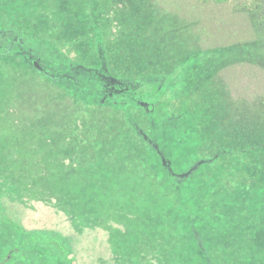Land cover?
I'll return each mask as SVG.
<instances>
[{"label": "trees", "instance_id": "obj_1", "mask_svg": "<svg viewBox=\"0 0 264 264\" xmlns=\"http://www.w3.org/2000/svg\"><path fill=\"white\" fill-rule=\"evenodd\" d=\"M92 2L96 0H86L88 10L93 7ZM108 2L105 0L99 3L105 7ZM156 2L166 5L187 24L182 39L187 41L185 47L189 51L194 52L200 48L201 52L198 56L200 59L217 55L227 57L220 72L208 77L199 88L184 90L183 96L178 98L179 102H184V106L193 100L196 104L202 100L203 105L209 103L228 105L230 114L220 118L221 122L218 124L219 128L223 126L225 139L217 138L220 134L216 133L215 117H209L204 125L201 124L204 117L198 124L192 125L197 127L198 150L203 144H207L208 148L217 149L218 152L210 160H200L203 157L193 158L184 174L188 173L189 177L194 178L199 184V175L204 177L201 172L205 170L207 172L212 169L214 174L216 169L217 173L236 174L240 180L246 182L245 188L250 192L251 199L248 204L254 207L250 214H257L259 217L255 216L257 220L255 223L264 226V160L259 158V156L264 157V0H170V2L156 0ZM60 3L63 9L53 11L54 19L46 30L36 29L33 21L25 22L23 12H11L0 8V176L6 175L11 179L9 182L4 181L8 185L6 190L11 191L27 185L37 191L34 200L44 196L45 191L47 198L58 200L66 195L69 189L84 183L90 184L89 177L94 176L96 160L107 164L104 161L105 156L92 155L96 149L92 138L94 127L86 125L84 136H75V132L83 131L78 127L83 109L79 99H75L71 92L74 89L84 88V80H81L83 75H88L89 78L95 75L103 102H111L110 110L100 116V120L107 116L118 118L121 108H117V105L127 106V114L131 119L128 127L132 126L140 140L149 145L151 150L157 151L162 157L164 167L170 169L172 161L164 154L163 148L153 142V137L145 130L143 122L137 120L133 107L142 101L145 94L153 93L159 101L163 90L167 95L171 88L180 85L182 81L180 75L186 70V64L169 70L170 72L168 71L161 82L158 81L162 78L157 77L160 75L157 70H154L157 76L151 78L111 75L105 70L106 65L104 68L96 67L88 60H82V48L78 44L88 36L84 32L77 31V28L79 30L81 28L76 26L79 15L77 6L69 4L66 8L65 0H60ZM20 4L21 2L18 1V6ZM37 15L41 14L37 13ZM106 37L107 34L96 29L95 40L92 38L91 42L96 44L97 49L100 42L107 41ZM49 50H52V54ZM54 58H64L65 63L57 67L53 64ZM231 70L234 75L225 77L232 72ZM214 78L218 79L217 83ZM174 89L176 88L170 90L171 97L162 100L161 104L173 103ZM216 89H221L223 93L215 95L208 93ZM190 109L184 108L183 111L188 112ZM143 110L151 118L156 114L154 104L151 102H147ZM208 126L209 128H205ZM205 136H209L206 141ZM230 138L237 143L229 144L226 139ZM64 151L69 155L62 156ZM222 159H228L227 163L230 167L220 168ZM248 161L254 166L251 172L242 168ZM202 166L204 169L200 170ZM177 175L179 174L169 170L165 178L160 180L173 185ZM182 177L184 178V175ZM160 180L157 176L152 178L149 192L153 194L155 191L154 197L146 201L153 204L157 200L169 206V202L159 198V195L164 194L163 191L153 188V184L159 183ZM81 187H83L80 188L81 192L84 193H87V187L93 188L90 185ZM141 192L142 187L133 191V195ZM103 193L104 197H100L97 202L94 200V195L90 204L92 206L86 208L84 214H101L103 210L112 214L107 220L104 217L107 214H102L100 218L105 220L98 227L110 233L109 243L113 253L127 257L128 264H147L146 256H141L139 253L144 245L155 253L167 252L160 246L161 241L166 240L168 244L174 242L178 246L181 245V236L186 231L180 230L177 221L162 227L163 236L158 237L161 228L158 221L161 220L162 224H165V219H159V215L157 222L153 220L149 223L150 217L148 221L145 218L148 225H154L153 236H157L155 243L151 239L145 241L147 239L141 238L142 230L138 221L126 228L115 227L113 222L120 221L123 209L128 208L126 206L130 196L122 195L121 191L116 189L110 191L104 188ZM165 193L168 198L177 195L172 188L170 191L165 190ZM186 194L192 201L196 200L194 193ZM66 201L68 200H64V203ZM170 208L171 213L167 215L171 217L181 215L179 209L173 206ZM135 214L141 215L139 211ZM186 221L198 247V241L204 240V237L197 233V230L203 231L202 220L196 217L194 221L188 219ZM251 227V222H248V231L245 233L248 243L252 242L255 235V232L249 233ZM257 227L255 226V229ZM46 234L48 232H43L39 240L29 241L28 248L32 254L47 252L52 239L54 241L61 239L59 245L53 244L59 250L56 259L46 261L45 264L58 262L73 264L74 258L70 256L72 248L67 240L54 232L49 233L52 238L46 237L48 236ZM210 246L214 256H218L223 250L220 245ZM240 249L242 246L235 247V250ZM197 250L203 251L201 246ZM202 254H205L204 251ZM243 262H245L244 257L240 260V263ZM183 264H206V262L205 259L200 258Z\"/></svg>", "mask_w": 264, "mask_h": 264}, {"label": "rangeland", "instance_id": "obj_2", "mask_svg": "<svg viewBox=\"0 0 264 264\" xmlns=\"http://www.w3.org/2000/svg\"><path fill=\"white\" fill-rule=\"evenodd\" d=\"M18 1L21 2L19 6ZM108 1V4L102 7L99 2L105 0H96L92 2L93 7L88 10L86 0H65L66 8L69 4L77 6L79 15L76 26H81L77 31L88 36L78 44L83 49H81L83 61L88 60L96 67L104 68L106 65L105 70L109 74H120L127 78L138 76L151 78L157 76L154 71L157 70L160 73L157 77L162 78L158 80L159 82L175 66L176 68L181 64L187 66L180 75L181 84L174 86L176 89L173 90V103L161 104L162 100L171 97L170 90L174 87L167 95L163 90L159 101L153 93L145 94L142 101L133 107L137 120L143 122L145 130L151 133L153 142L163 148L164 154L172 161V167L170 169L164 167L161 155L144 144L134 133L132 126L128 127L131 119L127 114V106L117 105V108H121L118 118L107 116L100 120L99 117L110 110L111 102H103L95 75L91 78L88 75L81 76L84 88L71 92L75 99H79L83 109L78 125L83 131L75 132V136L83 137L86 125L94 127L92 138L96 149L92 155L105 156L104 161L107 164L96 160L94 176L89 177L90 184H81L90 185L95 190L87 187V193H84L80 189L83 187L75 186L58 200L47 198L46 191L39 200H34L37 191L27 185L7 191L8 185L4 181L9 182L11 179L6 175L0 176V264H45L46 261L56 259L59 250L53 244L59 245L61 239L56 241L52 239L48 251L38 255H33L28 248L29 241L39 240L43 232H48L46 237L52 238L49 233L54 232L67 240L72 248L70 256L74 258L73 264H128L127 257L113 253L109 243L110 233L98 227L112 214L103 212L105 210L101 214H84L85 209L92 206L90 204L94 195L96 202L100 197H104V188L110 191L116 189L121 191L122 195L130 196L126 206L128 208L123 209L120 221L113 222L115 227L126 228L138 221L142 230L140 237L147 239L145 241L151 239L155 243L157 236H153L154 225H148L145 218L148 221L150 217L149 223L153 220L157 222L159 215V219H165V224H162L161 220L158 221L161 226L159 238L163 236L162 227L172 224L173 221L179 222L180 230L186 231L181 236L180 246L174 242L168 244L166 240L161 241L160 246L167 252L155 253L150 247L145 245L141 247L139 253L146 256L147 264H183L200 258L205 259L206 264H264V226L255 223L257 214H250L254 207L248 204L251 197L245 188L246 182L240 180L234 173H217V169L215 174L212 169L202 171V175L205 176L199 175L200 184L194 178H190L188 173L184 174L193 158L203 157L200 160H210L218 152L217 149L208 148L207 144H203L198 150L197 127L192 125L198 124L203 117L202 125L206 124L209 117H215L216 133L220 134L217 138H223V126L219 128L218 124L221 122L220 118L230 114L228 105L218 103L203 105L202 100L198 102L197 99L198 104L193 100L185 107L184 102H179L178 98L183 96L184 90L197 89L208 77L220 72L227 57L217 55L200 59L198 57L200 48L194 52L189 51L185 47L187 41L182 39L187 24L182 22L178 14H174V11L156 0ZM0 8L11 12H23L25 22L33 21L34 27L42 30L50 27L49 23L51 25L54 19L53 11L63 9L60 0H0ZM37 13L41 15L38 16ZM96 29L107 34V41L100 42L97 49L96 44L91 42L92 38L95 40ZM49 53L52 54V50H49ZM53 62L59 67L65 60L54 58ZM231 71L225 77L233 76L234 72ZM217 80L214 78L216 83ZM220 92L223 93L221 89H216L208 93L215 95ZM147 102L154 104L156 114L152 118L143 110ZM184 108L191 109L185 112ZM177 111L181 114L178 115ZM208 137L205 136V141ZM233 140L226 139L229 144H236L237 141ZM61 155L68 156L69 153L64 151ZM259 158L264 160L263 156ZM227 160L222 159L219 167L222 169L230 167ZM199 164L201 165V162ZM209 166L210 164L207 167ZM242 168L251 172L254 166L248 161ZM202 169L203 166L200 170ZM169 170L180 175H177L180 178L174 176L176 180L173 182L174 186L160 180L165 178ZM156 176L160 181L154 183L153 188H159L164 193L159 195V198L169 202L170 207L179 209L181 215L171 217L167 215L171 213L169 211L171 208L165 203L156 200L151 204L146 201L154 197L155 191L150 194L149 186L152 178ZM140 187L142 192L133 195V191ZM171 188L177 195L168 198L165 190L170 191ZM187 192L194 193L196 200L192 201ZM64 200L68 201L64 203ZM136 211L141 215H136ZM102 214H107L104 215V220L100 218ZM196 217L202 220L203 224V231L197 230V233L204 237L202 242L198 241V247L186 221V219L194 221ZM248 222L252 225L249 233L255 232L251 243L245 239ZM255 226H258L257 229ZM213 244L216 247L220 245L223 249L218 256L211 253L210 245ZM199 245L205 254L197 250ZM236 246H242V249L235 250ZM243 257L245 262L240 263Z\"/></svg>", "mask_w": 264, "mask_h": 264}]
</instances>
